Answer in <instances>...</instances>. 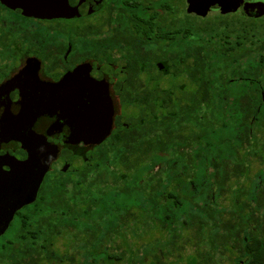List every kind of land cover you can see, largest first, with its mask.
Returning <instances> with one entry per match:
<instances>
[{"label":"trees","instance_id":"obj_1","mask_svg":"<svg viewBox=\"0 0 264 264\" xmlns=\"http://www.w3.org/2000/svg\"><path fill=\"white\" fill-rule=\"evenodd\" d=\"M207 27L182 24L183 45L197 43L181 57L191 89L132 96L139 113L129 118V134L110 141L116 152L98 154L78 177L54 176L34 205L45 218L58 212L63 225L86 229V264L97 249L103 264L119 261L124 252L115 239L128 237L127 264H219L225 249L256 242L264 258V236L253 231L264 229V33L261 48L248 38L244 55L228 56L225 38L215 35L218 45L209 48ZM139 60L130 66H145ZM186 247L192 252L184 255ZM15 249L3 247L11 256Z\"/></svg>","mask_w":264,"mask_h":264},{"label":"flooded vegetation","instance_id":"obj_2","mask_svg":"<svg viewBox=\"0 0 264 264\" xmlns=\"http://www.w3.org/2000/svg\"><path fill=\"white\" fill-rule=\"evenodd\" d=\"M57 3L61 15L38 16L0 0V193L6 178L28 156L23 147L27 138L46 141L48 153L54 154L35 199L17 209L0 234V264H86L85 249L90 244L86 243V229L63 225L55 219L58 212L45 218L33 209L34 205L40 199L44 201L41 192L54 176L68 173L78 177L84 165L98 154L116 152L110 141L129 134V107H136L138 112V106L129 104L132 96L142 91L162 95L182 87L181 57L188 52L194 54L197 46L196 41L183 45V22L207 24L211 32L209 48L218 45L215 35L225 38L227 43L221 51L228 56L244 55L248 38L257 39L255 47L261 48L264 33V26H256L264 21V0H213L203 13L188 11L187 0ZM133 59L145 60V66H130ZM188 69L197 71L193 66ZM98 87H104L103 96L111 98L114 115L111 131L94 143L89 136L74 132L61 113L50 111L48 106H79L86 94L96 97ZM165 106L162 101L159 110L163 114ZM2 210L0 203V215ZM29 216L36 219L24 226L26 222L21 219ZM253 231L256 239L264 236L263 228ZM242 235L246 241L251 232ZM29 237L35 241L17 242ZM115 241L129 260V237L126 243L117 238ZM6 244L16 247L12 256L3 250ZM261 246L258 242L232 245L217 262L264 264V258H257ZM115 253L105 255L113 257ZM89 256L88 264H103L100 249ZM110 260V264H116L122 258Z\"/></svg>","mask_w":264,"mask_h":264},{"label":"water","instance_id":"obj_3","mask_svg":"<svg viewBox=\"0 0 264 264\" xmlns=\"http://www.w3.org/2000/svg\"><path fill=\"white\" fill-rule=\"evenodd\" d=\"M6 4L28 11L34 15H61L57 0H2ZM188 11H199L213 3V0H187ZM60 84H57L56 87ZM104 87H98L97 96L86 94V100L77 106L69 104L53 105L50 111H59L66 123L81 136H89L94 143H99L111 131L114 109L111 98L103 96ZM47 106L43 109L48 110ZM28 156L15 167L2 185L0 203L3 206L0 215V234L8 227L14 212L23 205L32 202L37 194L45 172L49 169L53 152L48 153V144L40 138L30 137L23 143ZM3 198V200H2Z\"/></svg>","mask_w":264,"mask_h":264},{"label":"rangeland","instance_id":"obj_4","mask_svg":"<svg viewBox=\"0 0 264 264\" xmlns=\"http://www.w3.org/2000/svg\"><path fill=\"white\" fill-rule=\"evenodd\" d=\"M192 20H194V21H196V22H200V21H203V20H201V19H195V18H191ZM256 26H264V21H259L258 23H256ZM165 81H166V79H164ZM181 84H185L188 88H190L191 89V87L193 86L192 84H190V81H189V78H187V76H182V80H181ZM185 89L184 90V94L187 96L188 94H190V90L189 89ZM174 92H175V95H177V96H180L181 95V89L180 88H174ZM137 113L138 112H136V107H129V115H131V117H135L136 115H137ZM259 165H257V164H255V167H258ZM100 172H102L103 174H104V172L103 171H100ZM253 172V171H252ZM98 174H99V172H98ZM102 175V174H101ZM108 183H109V181H107ZM224 203H227V202H224ZM154 237H152V235L150 234V232L146 235V238L144 237L143 239H145V240H147V241H149V240H152ZM184 253V255L185 254H188V253H191L192 252V249L190 248V247H186L185 248V250L183 251ZM125 254H127V253H125ZM124 254V256L122 257V260H120L119 262H117L116 264H127V255H125ZM171 259L174 261L175 260V258L173 257H170L169 259H167L168 261H171ZM184 262H185V260H184ZM183 262V263H184ZM183 263H181V264H183Z\"/></svg>","mask_w":264,"mask_h":264}]
</instances>
